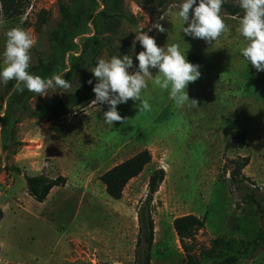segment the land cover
Wrapping results in <instances>:
<instances>
[{"label": "rangeland", "instance_id": "1", "mask_svg": "<svg viewBox=\"0 0 264 264\" xmlns=\"http://www.w3.org/2000/svg\"><path fill=\"white\" fill-rule=\"evenodd\" d=\"M4 1L0 52L8 30H28L37 41L30 50V72L42 78L62 74L71 88L40 97L14 91V81L0 86V211L6 209L0 264H71L70 252L80 243L96 264H111L99 256L112 254V245L120 247L118 264H135L138 209L150 176L161 168L166 176L152 208V264L184 261L173 228L181 216L205 221L201 243L215 238L231 243L219 261L234 254L240 242L264 237V94L255 90L257 72L239 54L247 41L238 31L243 13L236 0H225L221 15L229 30L210 46L183 35L176 15L181 0H19L21 15H5ZM225 6L236 7L240 16L230 15ZM156 24L166 31L157 32ZM149 28L158 46L178 44L186 60L200 66L199 79L186 89L196 103L177 108L168 91L149 80L142 99L151 110L138 112L132 101L120 105L124 123L105 124L107 107L89 105L94 98L54 118L61 102L91 86L89 79L95 83L90 70L99 58L128 54L136 64L134 56L142 49L138 43L132 47L135 32ZM142 150L152 153L153 162L120 200L111 199L100 178ZM242 159L248 160L245 185L262 213L243 200L230 178ZM39 175L63 176L67 182L39 203L29 196L25 180ZM251 254L239 264H264V249L254 259ZM202 264L213 263L203 259Z\"/></svg>", "mask_w": 264, "mask_h": 264}, {"label": "clouds", "instance_id": "2", "mask_svg": "<svg viewBox=\"0 0 264 264\" xmlns=\"http://www.w3.org/2000/svg\"><path fill=\"white\" fill-rule=\"evenodd\" d=\"M224 3L225 0H181L176 15L182 23L183 35L202 40L209 46L214 44L229 30L221 15ZM236 3L243 13L238 31L247 41L239 54L243 62L250 64L257 73L264 72V0H236ZM152 28L159 33L166 31L160 24ZM152 28L135 32L132 47L134 49L138 43L142 49L134 56L136 64L133 56L120 54L109 59L99 58L90 70L95 83L93 79L87 81L94 94L89 105L107 107L103 120L109 126L114 122L124 123L125 118L119 114L118 106L129 101L138 112L151 110L148 101L142 99V91L148 87L149 80L160 89L167 90L168 98L177 108L189 102L196 103L189 100L186 89L199 79L200 66L188 62L186 53L178 44L173 43L166 48L158 46L155 37L149 35ZM5 36L4 50L0 52V86L14 81V91L27 90L40 97L48 96L49 90L62 94L71 88L62 74L54 73L51 77L42 78L30 72V50L37 41L28 30L12 28Z\"/></svg>", "mask_w": 264, "mask_h": 264}, {"label": "trees", "instance_id": "3", "mask_svg": "<svg viewBox=\"0 0 264 264\" xmlns=\"http://www.w3.org/2000/svg\"><path fill=\"white\" fill-rule=\"evenodd\" d=\"M19 3V0H10L9 3L7 0L4 1V14L13 12L16 15H21L22 7L19 6ZM223 8L232 16H240V11L236 7L225 6ZM78 72L80 75L85 74L83 69H78ZM71 75L72 72L70 71L67 74V78H70ZM254 85L258 93L264 94V72L256 74ZM93 98L92 86L79 88L66 101L59 104L54 118H61L69 114L71 108L78 107L83 102L90 101ZM241 146H243V143ZM152 162V153L149 150H142L107 171L100 178L102 184L105 186L107 195L113 200H120L127 185L133 179L139 177ZM247 165L248 160L242 159L232 171L230 178L243 194V200L247 204L257 206L260 213H262V207L255 193L245 185L248 179L242 175V171ZM15 170L20 172L19 168ZM165 176V170L162 168L152 173L148 183V194L138 209L139 231L135 248V264H152V251L155 241V222L152 216V208L154 197L164 182ZM25 180L29 196L39 203H45L52 190L65 186L67 182L63 176L51 179L44 175L26 176ZM2 218L3 212L0 211V221ZM173 228L185 256L182 264H202L203 259H210L213 264H239L242 257L248 251L252 252L251 259H254L253 257L264 249V237H258L251 242L242 241L234 254L228 255L219 261L217 257L223 247L230 246L231 243L223 238L212 239L209 245L201 243L199 237L205 230V221L203 219L192 214L181 216L175 219Z\"/></svg>", "mask_w": 264, "mask_h": 264}, {"label": "crops", "instance_id": "4", "mask_svg": "<svg viewBox=\"0 0 264 264\" xmlns=\"http://www.w3.org/2000/svg\"><path fill=\"white\" fill-rule=\"evenodd\" d=\"M2 212H3V218L0 221V228L3 225L4 219L6 217V209H4V211ZM115 248H116V251H115ZM110 249H111L112 254L102 253L101 256H99L100 258L99 260L104 261L105 259H107V261L110 262L111 264L120 263V247L119 246L115 247V245H112ZM1 251H2V248L0 247V252ZM110 255L112 256L110 257ZM69 262L71 264H93V263L96 264L95 260H93L88 253V247H84L83 245H81V243L80 245L78 244L76 246V250H71Z\"/></svg>", "mask_w": 264, "mask_h": 264}]
</instances>
